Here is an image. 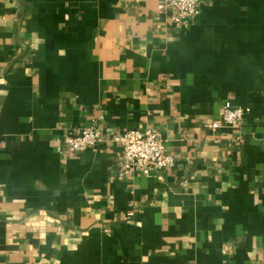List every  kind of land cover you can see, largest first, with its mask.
<instances>
[{
	"label": "crops",
	"instance_id": "obj_1",
	"mask_svg": "<svg viewBox=\"0 0 264 264\" xmlns=\"http://www.w3.org/2000/svg\"><path fill=\"white\" fill-rule=\"evenodd\" d=\"M165 1L0 0V264H264V0ZM149 128L174 167L119 179Z\"/></svg>",
	"mask_w": 264,
	"mask_h": 264
},
{
	"label": "built area",
	"instance_id": "obj_2",
	"mask_svg": "<svg viewBox=\"0 0 264 264\" xmlns=\"http://www.w3.org/2000/svg\"><path fill=\"white\" fill-rule=\"evenodd\" d=\"M204 0H166L159 10L172 12V23L176 28H187L193 25L201 16V4ZM248 109L226 103L222 107L220 120L210 127L217 130L222 126L239 130ZM105 140L103 132L92 125L77 134H67L60 151L72 154H82L95 149ZM122 149L119 162L118 178L123 179L133 170L164 171L174 167L175 157L168 151L161 133L155 129L132 130L124 132L115 138Z\"/></svg>",
	"mask_w": 264,
	"mask_h": 264
}]
</instances>
